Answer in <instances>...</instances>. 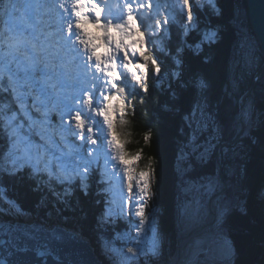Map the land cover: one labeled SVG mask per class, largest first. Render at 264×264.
I'll use <instances>...</instances> for the list:
<instances>
[{
  "label": "snow or ice",
  "instance_id": "6c2138e0",
  "mask_svg": "<svg viewBox=\"0 0 264 264\" xmlns=\"http://www.w3.org/2000/svg\"><path fill=\"white\" fill-rule=\"evenodd\" d=\"M161 7L159 0H124L122 4L116 0L119 15H114L109 0H31L28 11H22L17 0H0V16L6 18L0 28V220L4 221L0 231L7 237L0 240L4 245L0 264H69L51 242L74 247L81 238L77 229L67 230L66 219L46 229L32 224L31 218L46 208L47 197L40 195L34 206L27 207L9 195L8 182L27 179L37 194L53 190L54 182L64 185L63 192L55 193L57 201L65 205L57 209L62 212L72 208L69 197L74 192L85 197L94 189L107 193L113 181L123 192L125 178L128 195H121L118 210L106 196L98 199L104 208L97 227L111 224L113 216L123 217L126 204L128 214L134 209L139 218L138 224L128 221L136 230V237H131L135 244L126 252L109 244L104 254L110 264H164L162 237L156 230V214L151 212L153 198L158 195V187L153 190L152 186L154 162L150 160L146 170L134 173L114 123L117 113L123 117L131 101L149 91L150 70L157 81L167 71L155 53L158 43L170 38L174 20L171 16L161 20ZM168 8L175 17L186 14V22L180 21L182 40L173 56L175 70L171 75L177 87L191 94L187 110L181 113L189 138L179 150L176 170L185 192L194 190L201 200L216 198L213 221L195 246L204 264H234L236 250L223 227L235 206L226 182L217 175L200 181L184 178L207 167L229 128L245 130L252 123L253 108L241 100L238 111L222 115L220 101L213 102L210 84L203 77L185 79V50L199 56L205 45L211 47L221 38L216 25L200 27L202 9L210 21L214 16L223 18L221 0L200 4L196 0H169ZM13 18L19 23H11ZM86 25L97 29L99 35L89 32ZM158 32L169 36H158ZM193 32L196 39L190 42L186 37ZM169 86L171 99H177L179 93L171 81ZM140 99L143 103V97ZM171 110L175 111L174 105ZM53 113L58 117L55 121ZM150 137V133L145 134L144 141L149 142ZM133 158L139 160L140 153ZM113 162L123 169V176L118 175ZM260 198L264 200V190ZM197 203L191 219L205 221L208 214L199 200ZM146 220L152 235L144 247L139 237ZM21 252H33L35 260L21 259Z\"/></svg>",
  "mask_w": 264,
  "mask_h": 264
},
{
  "label": "trees",
  "instance_id": "16d2710c",
  "mask_svg": "<svg viewBox=\"0 0 264 264\" xmlns=\"http://www.w3.org/2000/svg\"><path fill=\"white\" fill-rule=\"evenodd\" d=\"M202 2L203 0H198L196 3ZM221 3L224 9L222 19L214 16L210 21L209 14L203 9L201 10L200 27L203 28L209 23L216 25L221 38L211 47L205 45L199 56L190 50H185L184 56L187 61L185 79L193 76L203 77L210 84V96L213 102L220 101L222 115L230 112L231 109H239L240 101L252 88L255 99L254 108L258 116L264 112V107H262L264 100H261L264 95V70L256 78V81L253 76L261 67L263 56L247 19L246 3L245 0H221ZM172 17L174 23L171 26L170 38L161 43V46L158 47L159 50L155 53L160 58L162 68L167 69V71H164L157 81L153 78L150 70L149 91L147 93L141 92L137 98L131 101L126 114L121 117L117 113L114 121L122 146L128 154L127 159H134V155L140 153L136 170H146L150 160L154 162L156 177L152 179V186L153 190L158 187V195L153 198L155 207L151 210L156 214L158 232L169 243L174 241L175 218L178 211L176 184L179 173L176 170V158L180 148L186 143V132H188L181 113L187 110L191 99L190 92L177 87L176 79L171 75L175 70L173 56L182 40V30L179 24L183 19V17H175L173 14ZM168 36L169 33L165 37ZM186 38L192 42L196 39V33H190ZM170 81L171 87L176 88L179 93L175 100L171 99ZM140 97H143V103ZM165 104H168L169 107H163ZM173 105L175 111L171 110ZM133 109L135 114H133ZM259 125L264 127V114L259 118L257 126ZM262 129L258 133L254 132L252 139L246 140L249 147L245 150L243 160H246L247 164L243 174L244 180H251V182L245 190V212L238 214L239 218L235 221L236 226L234 227L237 232L230 235V240L236 250L234 264H264V245L262 244L264 243V200L260 198V190L258 189V186L264 188V128ZM148 133L151 134V137L150 141L146 143L144 135ZM29 184L27 179H15L8 182L9 195L17 197L27 207L34 206L40 195L50 197L52 190L45 189V194H37L31 190ZM59 186L60 184L53 183V188H59L62 192L63 190ZM93 192L94 190L87 197L80 192H74L73 198L69 199L77 207L68 208L67 211H71L68 212L69 217L65 218L72 223L71 230L75 228L80 230L79 232L86 239H94L90 243L97 255L102 256L97 241L102 242L105 236L107 240L112 239L114 235L109 237L107 236L108 233L110 234L113 229L117 231L120 226L116 224L113 226L112 223L103 226V232L106 234L104 236L102 227H97V219L102 212L98 211L97 208L100 209V206L103 205L97 202L101 195L99 191L98 195L94 197ZM46 203V208L38 211L31 220L36 219L42 225L51 226L47 213L51 211V215H53V204H50L53 201L50 200L49 202L47 199ZM149 203L151 204L152 201ZM57 206L60 209L65 208V205L58 204ZM205 206L202 205L203 210ZM207 207L209 214L205 221L191 219L198 206L191 209V216L188 215L187 210L181 211L183 214L181 221L177 222L176 243L179 245L181 242L184 245L181 255L182 261H186L188 258L186 242L183 240H188L190 246H195V241L189 237L193 235L199 237L202 232H194V229L204 226L210 217L215 216V206L210 207L208 205ZM64 211L59 212V214L56 212L54 216L62 220L64 219ZM185 220L188 222L187 225ZM122 226L124 229L127 228L124 227V224Z\"/></svg>",
  "mask_w": 264,
  "mask_h": 264
},
{
  "label": "rangeland",
  "instance_id": "374dc122",
  "mask_svg": "<svg viewBox=\"0 0 264 264\" xmlns=\"http://www.w3.org/2000/svg\"><path fill=\"white\" fill-rule=\"evenodd\" d=\"M168 1V0H167ZM31 2V0H17L18 5L22 8V11H28L29 9L27 8V5ZM124 2V0H120V3L122 4ZM159 2L162 4V7L160 9V14H162V16L164 17L163 19H161V15L159 16V18L161 20H164L167 17H172V15H170V9H168L166 7V3L165 0H159ZM198 2V0L196 1ZM112 7H113V14L114 15H119V10L116 8V0H110L109 2ZM165 3V4H164ZM172 3H175V0H172ZM18 15V14H17ZM3 24L6 23V18L3 17ZM173 18V17H172ZM15 18H13L14 20ZM184 21L186 22V14L183 16ZM10 21L11 23H14V21ZM16 23V22H15ZM180 25V24H179ZM86 28H88V25L85 26ZM179 28V26H178ZM95 32H98L97 29H94ZM99 34V32H98ZM164 35L167 36L168 33H159L158 32V36L159 35ZM161 46V43H158V47ZM102 51V50H101ZM264 63V62H263ZM263 63L261 65V67L263 66ZM261 67L259 68V70L261 69ZM258 70V71H259ZM264 70V69H263ZM257 71V72H258ZM257 72L254 74L253 79L256 81V76H257ZM262 73V72H260ZM260 75V74H259ZM258 75V76H259ZM257 76V77H258ZM244 103L246 105H251L253 108V112L251 114V121L252 123L245 129V130H241V128L236 127V128H229L227 134L225 135L224 141L220 142L217 146L216 149H214V154L209 158L210 159V163L207 165V167L200 169L197 173H190L188 176H186L184 179H188L191 178L193 180L196 181H200L202 180L205 176H212V175H217V176H222L223 180L226 182L227 184V192L228 194L234 199L235 201V206L233 207L231 213L228 215V217L226 218V221L224 223V232L225 235L227 237L228 240L231 239L230 235L231 234H235L237 231L234 228L235 225V221L237 220V218H239L238 214H242L243 212H245V202H246V187L250 184L251 180L246 181V179L244 180V167L247 164L246 160L244 159V155H245V150L246 148L249 147L248 141L250 138L252 139V135L254 132L258 133L259 131H262L264 128L263 126H257V124L259 123V118L264 114H261L257 116L256 112H255V108H254V96H253V90L252 88H250V90L247 92V94L245 95L244 98H242ZM261 100H264V95L262 97ZM239 105V104H237ZM262 107H264V102L262 104ZM237 110H230V112L224 113L225 114H233L235 113ZM53 120L55 121L58 117L56 116L55 113H53L52 115ZM259 117V118H256ZM262 129V130H261ZM187 135V139L189 138V130L188 132H186ZM205 136H207V133L204 134ZM187 139L185 140L187 142ZM204 137H201V140L199 142H203ZM116 164L118 171V175L119 176H123V169L118 165V163L113 162ZM137 163L138 160L136 159H130L128 160V166L130 168L133 169V172L136 173L138 172L136 170L137 167ZM111 170V169H110ZM126 178L124 179V187H123V192H121V186L118 182L113 181V187L111 188V190L107 193L104 192H100L101 197L102 196H106L112 203V207L114 210H118L121 206V195L123 196H127V189H126ZM177 196H178V211L176 214V218H175V235H174V241L172 243H169L168 240H166V238L162 237V245H163V250H164V264H177V261L179 262H184L187 263L189 261L195 262L196 264H204L203 261V257L202 255L197 251L196 246H190V242H188V240H183L184 242H186V251L188 253V258L186 259V261H182V253H177V251L180 252V247L183 249L184 245L182 243H180V246L176 243V235H177V222L179 221V219H181V211L183 210H187V213L189 212L190 209L196 208L198 206L197 201H200V205H206L204 210L207 212V214H209V209H208V205L209 203L212 204L213 202V207L215 206L216 209V203H215V196H211V197H204L202 200L201 198L197 195V193L193 190L191 192H185L184 188L185 185L182 184V178L179 175L178 178V182H177ZM62 190L65 187L64 185H60L59 186ZM258 189L260 190V194L262 192V190H264V188L262 186H258ZM57 190L60 191V189H56L53 188V190L50 193V197H48L47 199L51 201H53V214H55L56 212L59 214V212L57 211V209H60V207H58L57 205L61 204L64 206V204H62V202H58L57 201V197L56 194ZM134 191H138L137 189L134 188ZM63 192V191H62ZM99 192V191H98ZM98 192H96L94 190L93 195L94 197L98 195ZM43 194H45L43 192ZM69 198H73V195L70 196ZM72 206H75V204ZM102 207H104L103 205L100 206V209L97 208L98 211H103L101 209H103ZM185 208V209H184ZM124 209H125V215L123 217L117 218L116 216L112 217V225L115 226L114 224L120 226L119 229H121L122 231H120L119 229L117 231H114V229L112 230V232L110 235L107 230H105L109 237L113 236L112 239L107 240L106 239V234H104L103 232V228L102 227V233L104 234V240L101 241H97V244L100 245L99 250L101 251V255L104 256V259L102 256L99 255H93V259H95V262L97 264H103V263H108L110 264V259L108 256H106L104 254L106 246H108L109 244H111V246L115 247V248H123L124 251L126 252L127 247L128 246H133L135 244V241L131 239V237H136V230L135 227L131 226L128 221H135L137 224L139 223V218L136 217L134 215V209L132 210V214L129 215V209L127 207V205H124ZM71 211V210H69ZM67 210L64 211V219L59 220L58 218H56L54 215H51V211H49L47 213V218L49 220V223H51L53 227L55 226H59L61 225L62 221H64L66 218L65 217H69V214ZM152 212V210H151ZM186 212V211H185ZM62 213V212H60ZM145 214H146V218L149 216V209H145ZM189 215V214H188ZM36 218V217H35ZM35 220V219H33ZM31 220V223L36 221ZM67 220V219H66ZM259 221V220H258ZM40 223V222H37ZM68 224V231H71V226L72 223H70L69 221H67ZM127 227L126 229L123 228ZM110 225V224H109ZM46 226V228H48L49 226H47L46 224L44 225ZM209 226V225H208ZM208 226H206L205 228H207ZM101 228V227H100ZM106 228V227H105ZM204 228V229H205ZM204 229H202L201 231H195L198 233H201L204 231ZM156 230H157V221H156ZM80 231V230H79ZM158 231V230H157ZM118 232V233H117ZM151 231L148 229V223L146 220L145 226H144V231L141 233V236L139 237L140 240V244L141 246L147 247L150 239H151ZM119 238V241H118ZM88 240V239H87ZM85 240V242L88 244L91 240H94L93 238L89 239L88 241ZM231 241V240H230ZM119 242V243H118ZM232 243V241H231ZM264 245V243H262ZM90 245V243H89ZM233 245V243H232ZM92 254V253H91ZM96 254V251L95 253ZM97 256V257H96ZM173 257L174 260H171V258ZM236 258V257H235ZM103 260V263L99 262ZM236 260V259H235ZM234 260V262H235Z\"/></svg>",
  "mask_w": 264,
  "mask_h": 264
},
{
  "label": "water",
  "instance_id": "95a60500",
  "mask_svg": "<svg viewBox=\"0 0 264 264\" xmlns=\"http://www.w3.org/2000/svg\"><path fill=\"white\" fill-rule=\"evenodd\" d=\"M245 3H246L247 19L250 28L252 30V33L254 34L257 43L259 45V49L262 53L263 62H264V0H245ZM263 69H264V63L261 69L257 72V76L260 74V72L263 71ZM257 76L255 78H257ZM36 223L33 222L34 225H38V223L37 224ZM4 239H7V237H5L3 232L0 231V240H4ZM45 242L46 241L44 240L40 241V243H45ZM51 244L56 249L57 252L66 256V258L69 261V264H71L73 260H76L77 262H79V264H97L95 262V259H93L92 254L90 253L88 245L81 240L74 247L58 246L55 244V242H51ZM3 248L4 245L0 244V255H3V251H2ZM18 256L21 259H26L29 261L35 260V254L33 252H21L18 253ZM36 264H39V262L37 261ZM45 264H50V261H45Z\"/></svg>",
  "mask_w": 264,
  "mask_h": 264
},
{
  "label": "bare ground",
  "instance_id": "6f19581e",
  "mask_svg": "<svg viewBox=\"0 0 264 264\" xmlns=\"http://www.w3.org/2000/svg\"><path fill=\"white\" fill-rule=\"evenodd\" d=\"M20 7V6H19ZM21 8V7H20ZM21 10H22V8H21ZM19 15V14H18ZM14 21V23L16 22V23H19V21L18 20H16V19H14L13 20ZM88 31L89 32H91L93 35H99L98 34V32H95L94 31V29L95 28H93L91 25H88ZM53 118V117H52ZM26 188V187H25ZM47 204V203H46ZM209 205H210V207H213V202H212V204H210L209 203ZM182 214L183 213H181V216H182ZM188 214H189V216H191L192 215V213H191V209L189 210V212H188ZM73 216V215H72ZM214 216V215H213ZM213 216L212 217H210V219H209V221L208 222H206L205 223V225L204 226H201V227H199V228H195L194 229V232L195 231H201L202 229H204L206 226H208L210 223H211V221H213ZM36 220V219H35ZM180 221H181V219H179ZM185 222V224L187 225L188 224V222H187V220H185L184 221ZM37 224V223H36ZM90 237V236H89ZM189 239H191V240H193V241H195L196 242V240L198 239V236H195V235H193V236H190L189 237ZM180 243L181 242H179V246H180ZM182 251H183V249L180 247V252L179 253H182ZM92 253L94 254L95 253V250H94V248L92 247ZM97 257V256H96ZM103 257V259H104V256H102ZM187 258V257H186ZM172 260H174L173 258H172ZM102 262H103V260H101ZM177 264H196V261L195 262H187V263H184V262H179V261H177Z\"/></svg>",
  "mask_w": 264,
  "mask_h": 264
}]
</instances>
